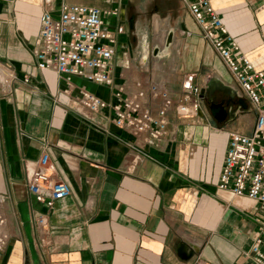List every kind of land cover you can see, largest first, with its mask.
I'll return each mask as SVG.
<instances>
[{"label": "crops", "instance_id": "1", "mask_svg": "<svg viewBox=\"0 0 264 264\" xmlns=\"http://www.w3.org/2000/svg\"><path fill=\"white\" fill-rule=\"evenodd\" d=\"M64 1L99 8L109 27H125L113 84L40 70L42 0H0V195L10 222L0 264H256L251 252L264 229V211L218 186L229 134L251 133L256 116L246 99L247 109L238 104L236 85L184 1ZM211 2L241 51L264 71V0ZM170 31V51L155 54L164 51ZM189 74L204 98L214 91L236 101L224 123L201 99L196 123L180 120L173 108L164 137L151 145L116 125L115 107L126 98L159 118L164 102L149 93L145 78L177 105ZM84 91L110 107L88 111ZM45 149L53 177L72 191L50 212L26 187L27 171ZM33 210L48 214L45 230L34 227ZM181 244L195 256L181 259Z\"/></svg>", "mask_w": 264, "mask_h": 264}, {"label": "built area", "instance_id": "2", "mask_svg": "<svg viewBox=\"0 0 264 264\" xmlns=\"http://www.w3.org/2000/svg\"><path fill=\"white\" fill-rule=\"evenodd\" d=\"M202 37L209 43L222 65L230 74L241 98L253 108L255 120L250 134L231 132L221 170L218 186L230 191L236 198H246L259 205L264 211V71L257 70L248 56L229 34L223 20L212 6L211 0H183ZM44 12L41 28L36 39V57L42 71H54L61 77L82 78L88 83L109 87L113 84L111 75L118 38L125 33V27L111 28L106 24L105 13L96 7L68 5L64 0H42ZM57 3H60L57 6ZM196 75H187L181 87L183 97L174 104L169 94L153 79L145 78L149 93L162 98L164 105L158 117L153 118L136 99L126 98L123 106L115 107V123L131 133L137 140L151 145L154 139H162L168 126L166 114L175 109L180 120L194 124L201 110L202 89L195 83ZM121 94V93H120ZM120 94L117 96L120 97ZM82 102L93 113H100L110 107L103 99L87 91ZM33 171H27L26 187L35 202L48 212L57 202L70 198L71 188L52 175V164L47 149L35 163ZM7 199L0 195L1 202ZM0 215V227L5 224ZM32 221L38 231L48 226V214L32 211ZM9 238L5 244H8ZM264 229L255 240L251 255L256 264H264L262 246Z\"/></svg>", "mask_w": 264, "mask_h": 264}, {"label": "water", "instance_id": "3", "mask_svg": "<svg viewBox=\"0 0 264 264\" xmlns=\"http://www.w3.org/2000/svg\"><path fill=\"white\" fill-rule=\"evenodd\" d=\"M174 34H175L174 31H170L167 37V40L165 42L166 46H165L164 51L161 53L160 49L156 48L155 54H166L170 51V48L172 47V43L174 39ZM204 95H205V91H202L200 98L204 99ZM237 100H238L237 101L238 104H240L243 109H247V102L245 99L238 98ZM209 112H210V115H212L213 118L219 123H224L231 116L230 111L228 110V108L224 106V104H218L215 102H212ZM178 256L181 259L187 261L195 256V251L188 245L181 244L178 250Z\"/></svg>", "mask_w": 264, "mask_h": 264}, {"label": "flooded vegetation", "instance_id": "4", "mask_svg": "<svg viewBox=\"0 0 264 264\" xmlns=\"http://www.w3.org/2000/svg\"><path fill=\"white\" fill-rule=\"evenodd\" d=\"M212 94H210V98H204L203 101H205V106L210 110L212 102L218 103V104H224L226 108H229L236 104L235 100L227 99L226 97H223L220 93L211 91Z\"/></svg>", "mask_w": 264, "mask_h": 264}, {"label": "bare ground", "instance_id": "5", "mask_svg": "<svg viewBox=\"0 0 264 264\" xmlns=\"http://www.w3.org/2000/svg\"><path fill=\"white\" fill-rule=\"evenodd\" d=\"M0 77H2V74H1V71H0ZM7 77H8V75H7ZM5 78V74H4V76H3V79ZM86 108H87V110L88 111H90V112H92L87 106H86ZM0 215L2 216V217H4V219H5V224H2V226L0 227V248L2 247V248H4L3 246L5 245V242L7 241V239H8V230H9V225H10V222H9V220L7 219V214H6V212H5V210L4 211H1L0 210Z\"/></svg>", "mask_w": 264, "mask_h": 264}, {"label": "rangeland", "instance_id": "6", "mask_svg": "<svg viewBox=\"0 0 264 264\" xmlns=\"http://www.w3.org/2000/svg\"><path fill=\"white\" fill-rule=\"evenodd\" d=\"M201 88V87H200ZM201 110H202V103H201ZM200 110V111H201ZM200 113V112H199ZM200 116V115H199ZM248 134H250V133H248ZM2 206H3V208L5 207V205L4 204H2ZM4 210H5V212H6V214H7V210L4 208ZM7 216V219L9 220V217H8V214L6 215Z\"/></svg>", "mask_w": 264, "mask_h": 264}]
</instances>
